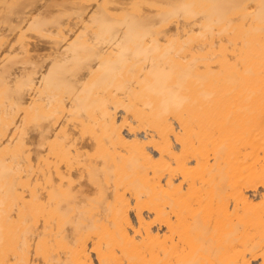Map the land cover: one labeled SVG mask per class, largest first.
Listing matches in <instances>:
<instances>
[{"label":"bare ground","instance_id":"6f19581e","mask_svg":"<svg viewBox=\"0 0 264 264\" xmlns=\"http://www.w3.org/2000/svg\"><path fill=\"white\" fill-rule=\"evenodd\" d=\"M0 264H264V0H0Z\"/></svg>","mask_w":264,"mask_h":264}]
</instances>
